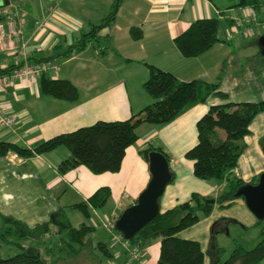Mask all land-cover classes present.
<instances>
[{
	"label": "crops",
	"instance_id": "crops-1",
	"mask_svg": "<svg viewBox=\"0 0 264 264\" xmlns=\"http://www.w3.org/2000/svg\"><path fill=\"white\" fill-rule=\"evenodd\" d=\"M237 3L238 0H122L114 21L97 33V41L61 59L60 67L56 65L59 59L50 61L57 71L48 69L42 74L48 79L69 80L79 93L75 102L43 95L40 78L34 81L15 79L12 86L0 93V104L15 119L12 131L0 133V141L27 149L98 121L127 120L150 105L153 99L143 89L148 78L146 64L170 72L183 82L219 81V89L227 99L210 95L205 102L188 107L167 124L141 126L136 143L125 150L116 173L95 175L79 166L60 174L57 166L69 157L64 147L26 159L14 154L1 157L0 215L33 228L60 211L61 223L67 221L72 227H78L85 223L84 218L74 215L77 210L71 206L85 202L101 187L111 191V212L121 214L134 204L150 180L149 165L140 156V152L148 148H161L169 158L172 180L159 199L160 212L187 201L193 193L217 196L222 183L196 178L193 162L184 155L196 144V123L210 106L264 100V56L259 49L245 55L243 52L249 47L257 46L253 42L243 44L240 41L243 38L234 41L241 35L233 33L231 28L232 21L242 15L264 21V8L262 6L255 13L249 8L236 7ZM110 7L111 0H9L5 11L21 35L20 40L9 38L8 49L0 51V69L40 62L55 47L64 50L99 25L108 16ZM209 18L219 20V29L223 24L221 37L218 33L220 40L201 56L183 57L174 39L193 21ZM132 27L142 31L140 40L131 38L129 30ZM249 130L250 134L244 138L246 148L235 168L236 175L245 183L264 172L260 147L264 139V112L254 118ZM215 207L220 215L233 207L247 209L243 199H235L225 208ZM71 215L75 216L74 222ZM54 230L57 229L51 226V232H56ZM65 232H56L57 237ZM185 232H179L177 237L193 239L201 246L197 238ZM141 254L146 264H156L158 242L141 250ZM122 260L124 264V254Z\"/></svg>",
	"mask_w": 264,
	"mask_h": 264
},
{
	"label": "trees",
	"instance_id": "trees-1",
	"mask_svg": "<svg viewBox=\"0 0 264 264\" xmlns=\"http://www.w3.org/2000/svg\"><path fill=\"white\" fill-rule=\"evenodd\" d=\"M121 2L122 0H111L110 12L99 25L92 27L90 32L81 35L74 44L64 50L55 47L52 53L40 62L69 58L72 54L83 51L91 41H97V33L114 21ZM8 6L0 5V23L10 20L9 14L5 11ZM262 6L261 0H238L236 5L238 8H249L255 13L259 12ZM256 21L264 22L257 19ZM219 24V20L215 18L197 19L174 39V45L185 58L201 56L220 40L218 37ZM232 24H234L233 21ZM129 33L133 40L142 38L140 28L132 27ZM258 37L254 39L255 45H257ZM146 66L148 78L143 83V89L153 99V102L129 119L98 121L91 126L56 135L32 149L0 141V158L14 154L26 159L64 147L69 151V157L57 166L58 173L65 174L79 166L86 167L95 175L116 173L121 167L125 150L136 143L138 129L141 126L167 124L188 107L205 102L210 95L221 100L227 99V95L219 89V81L215 83H206L202 80L183 82L170 72L153 65L146 64ZM12 69L13 67L0 69V74L9 73ZM39 78V87L43 95L67 102H75L78 99L79 93L69 80H53L43 75ZM262 112H264V100L256 103L227 102L210 106L196 123V144L187 150L184 156L193 162V175L196 178L215 180L224 184L220 193L215 197L193 193L187 201L165 212L159 211L156 217L139 230L130 241L124 239L116 229L114 232L121 234L129 247L138 253L158 242L159 254L156 264H204L205 252L202 251L199 242L181 239L177 237V234L209 217L215 206L225 208L230 206L235 199H242L237 197L236 193L246 183L236 175L235 168L246 148L244 138L250 134L249 126ZM260 147L264 149V139L260 141ZM153 151L163 154L169 163L168 155L161 148L142 150L140 156L148 163V155ZM258 177L259 175L248 183L256 184ZM110 196V189L101 187L85 202L73 205L71 208L80 212L84 219H88L92 211L105 206ZM60 217H62L60 211L55 212L51 214L47 222L28 228L21 221L0 215V227H6L4 234L15 235L17 238L37 237L40 239L52 233L66 231L69 241L63 243L71 254L78 256L84 249L90 248L94 227L87 223L72 227L67 221L61 223ZM263 220H257L256 225ZM51 226L57 231L51 232ZM260 235V241L251 250L247 251L237 247L225 261L214 258L211 264H257L261 262L264 259V229ZM0 236L5 240L3 234ZM17 245L19 252L6 258L0 256V264H49L42 257L39 247ZM118 247L126 257L124 264H146L142 254L141 257L132 260L127 251L123 250L120 245ZM96 248L106 257L113 258L107 244L97 243ZM45 250L49 251L47 248ZM220 252L221 250L217 251V254Z\"/></svg>",
	"mask_w": 264,
	"mask_h": 264
},
{
	"label": "rangeland",
	"instance_id": "rangeland-1",
	"mask_svg": "<svg viewBox=\"0 0 264 264\" xmlns=\"http://www.w3.org/2000/svg\"><path fill=\"white\" fill-rule=\"evenodd\" d=\"M261 2L264 8V0H261ZM222 26L223 24L221 23L219 29L220 37L222 35ZM227 30L228 27L226 28V31ZM252 30L253 32L250 34H239L241 36H237L234 41L243 38L240 41H243L242 43L245 45L250 42L255 43V37L264 34V30L260 26H253ZM256 49H259L258 46L254 49L249 47L243 53L248 55L249 53L255 52L254 50ZM36 57L39 58V56ZM62 64L63 61L61 60L56 63L58 67ZM262 153L264 155L263 151ZM221 188L223 189V184ZM112 206L111 200H108L105 206L99 210L92 211L91 216L83 220L85 223L94 227V232L91 236L92 245L89 246L90 248L84 249L78 256L71 254L68 247L63 243L64 241H69L67 232L63 233L61 237H57L58 234L52 233L40 239H37V237H27L26 240L23 241V239H25L24 237L17 238L15 235L4 234L5 228L0 229V235L3 234L5 239L3 240L0 236V256L6 258L16 255L19 252L17 245L19 244L21 246L39 247L42 252V257L45 258L49 264H122L123 254L120 252V248L112 241L110 233L103 227L105 219L112 214ZM73 213L78 217H82L77 211ZM74 215L70 217L72 222L75 220ZM256 223L257 219L251 215L246 208L233 207L222 212L220 215L219 210L215 207L209 218L197 223L198 225H196V227L189 228L192 230H187V228L184 231H187L185 233L188 234V236L197 238V240L201 242L202 249L205 252L204 264H211L214 258L225 261L237 247H241L243 250L247 251L254 248L261 239L260 234L264 229V220L258 225H256ZM35 238L39 242H36ZM100 242L107 244L110 253L113 254V258L106 257L105 254L96 248V244ZM45 248L49 249V251L45 250ZM219 250H221V252L217 254ZM115 254L118 255L115 256ZM138 255L141 257V252L138 253ZM257 264H264V259Z\"/></svg>",
	"mask_w": 264,
	"mask_h": 264
},
{
	"label": "water",
	"instance_id": "water-1",
	"mask_svg": "<svg viewBox=\"0 0 264 264\" xmlns=\"http://www.w3.org/2000/svg\"><path fill=\"white\" fill-rule=\"evenodd\" d=\"M0 5L8 6L9 0H0ZM257 46L264 56V34L258 37ZM148 165L151 177L146 188L140 193L136 203L124 209L115 222L116 230L129 241L159 213V199L172 180L169 163L163 154L151 152L148 155ZM236 195L243 199L247 209L257 220L264 219V172L259 174L256 184L246 183L238 189Z\"/></svg>",
	"mask_w": 264,
	"mask_h": 264
},
{
	"label": "built area",
	"instance_id": "built-area-1",
	"mask_svg": "<svg viewBox=\"0 0 264 264\" xmlns=\"http://www.w3.org/2000/svg\"><path fill=\"white\" fill-rule=\"evenodd\" d=\"M232 25L233 33L237 34H250L253 32L252 25L260 26L264 30V22L258 23L256 18L250 17L248 15H242L233 20ZM242 30V31H241ZM21 32L16 28L14 21L8 20L4 23H0V51L8 49L9 38L14 37L20 40ZM229 37L228 39H231ZM48 69H54L55 72L57 68L53 67L50 62H37L31 65L24 64L13 68L9 73L0 74V93L4 92L7 88L13 85L15 79L34 81L38 79L43 73ZM15 125V120L10 116L0 104V133L2 131H12ZM118 218L117 213H112L110 217L105 219L103 222V227L110 233L111 239L115 244L122 247L123 250L128 252L129 257L137 259L139 257L138 252L129 247L127 241H125L121 234L115 231V222Z\"/></svg>",
	"mask_w": 264,
	"mask_h": 264
}]
</instances>
